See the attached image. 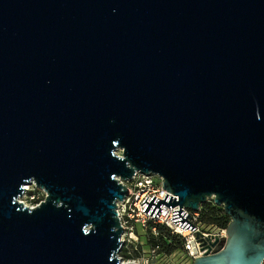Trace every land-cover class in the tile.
I'll list each match as a JSON object with an SVG mask.
<instances>
[{
  "label": "water",
  "instance_id": "95a60500",
  "mask_svg": "<svg viewBox=\"0 0 264 264\" xmlns=\"http://www.w3.org/2000/svg\"><path fill=\"white\" fill-rule=\"evenodd\" d=\"M137 173L177 197H147L153 218H230L193 264L262 263L264 0H0V264H136Z\"/></svg>",
  "mask_w": 264,
  "mask_h": 264
},
{
  "label": "built area",
  "instance_id": "2783aa9c",
  "mask_svg": "<svg viewBox=\"0 0 264 264\" xmlns=\"http://www.w3.org/2000/svg\"><path fill=\"white\" fill-rule=\"evenodd\" d=\"M129 188V195L122 201L118 203V214L123 227L122 240L124 242L123 249L128 250L130 253L137 251L139 245H141L140 234H146L151 231L157 234V226L162 225L170 228L175 234L181 236L185 241V251L188 256L194 260L196 257L201 256L200 243H197L195 235L200 232L203 234V239L209 236L217 237L219 240L226 238V229L214 228L211 232H206L202 229L201 224H199V213H193L190 210L181 208L187 215H190L191 219H187L195 229L193 231L187 229L183 230L180 225H176L171 221L173 218V211L180 210L179 206L168 208L164 204L161 206V214L158 218H153L150 215L144 213V209L147 204L142 203L148 197L147 203L151 201L153 197L163 201L165 195H169L176 198L171 193L163 189V179L156 175H144L137 173L131 182H122ZM28 196L31 202V208L39 206L46 197V194L37 188L34 184L26 187V192L22 198ZM20 199V202L22 200ZM211 202V201H210ZM23 203V202H22ZM201 210V209H200ZM212 240V243L215 240ZM209 245V244H207ZM155 251H151V255H154ZM144 257L137 258L128 262H135L136 264H148L147 260L144 261ZM261 264H264V259Z\"/></svg>",
  "mask_w": 264,
  "mask_h": 264
},
{
  "label": "trees",
  "instance_id": "16d2710c",
  "mask_svg": "<svg viewBox=\"0 0 264 264\" xmlns=\"http://www.w3.org/2000/svg\"><path fill=\"white\" fill-rule=\"evenodd\" d=\"M199 214V224L203 226L226 229L230 222V218L225 214L224 210L216 206L213 201L203 204ZM145 237L147 240V253L150 259L157 258L160 255L171 256L176 252L185 251L184 239L166 226H157V234L149 231L145 234ZM142 247L141 243L137 251L132 253L123 249L120 256L126 261L141 258L142 255L145 256ZM151 251H155V254L151 255Z\"/></svg>",
  "mask_w": 264,
  "mask_h": 264
},
{
  "label": "rangeland",
  "instance_id": "374dc122",
  "mask_svg": "<svg viewBox=\"0 0 264 264\" xmlns=\"http://www.w3.org/2000/svg\"><path fill=\"white\" fill-rule=\"evenodd\" d=\"M21 202H23L28 207L32 205L28 196H25V198H22ZM201 226H202V229L206 232H211L214 229L213 227H209V226H203V225H201ZM140 241H141L142 246H143L142 247L143 251L145 252L144 261L147 260L148 264H193V260L188 256L186 251H179V252L172 254L171 256L160 255L157 258H151L150 259L149 255L147 253V251H148V248L146 245L147 240H146L145 234H143L142 232L140 234ZM122 260H123V258H122ZM123 261L127 262L128 260L127 261L123 260Z\"/></svg>",
  "mask_w": 264,
  "mask_h": 264
}]
</instances>
